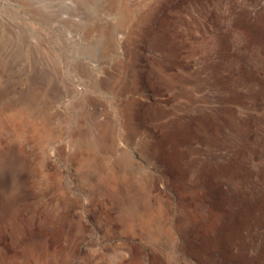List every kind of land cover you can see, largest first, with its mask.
I'll list each match as a JSON object with an SVG mask.
<instances>
[{
	"label": "rangeland",
	"instance_id": "obj_1",
	"mask_svg": "<svg viewBox=\"0 0 264 264\" xmlns=\"http://www.w3.org/2000/svg\"><path fill=\"white\" fill-rule=\"evenodd\" d=\"M125 3L107 57L94 28L119 24L115 0H0V264H264V0ZM123 153L128 194L101 183Z\"/></svg>",
	"mask_w": 264,
	"mask_h": 264
},
{
	"label": "bare ground",
	"instance_id": "obj_2",
	"mask_svg": "<svg viewBox=\"0 0 264 264\" xmlns=\"http://www.w3.org/2000/svg\"><path fill=\"white\" fill-rule=\"evenodd\" d=\"M114 1V0H113ZM126 0H115V2L119 3V11H120V18H119V24L117 26H107V25H102V26H96L94 28V32H96L97 36L100 37V48L104 56H111L114 53H118L121 50V41L119 38V34L122 32V28L131 23L133 21V15L129 8L127 7ZM136 18V17H135ZM122 27V28H121ZM38 92V91H37ZM40 93V92H38ZM33 94V93H32ZM35 94V93H34ZM37 95V94H36ZM40 95V94H39ZM38 96V95H37ZM43 96V95H42ZM34 100V98H33ZM32 101V100H31ZM45 106V105H44ZM41 109V108H40ZM42 111V110H41ZM22 112V111H21ZM44 112V111H43ZM24 117V116H23ZM21 118L20 113H14L10 115V119L12 121H18ZM46 118L47 115H46ZM41 117L42 125L46 126L49 124V121ZM39 120V119H38ZM20 121V120H19ZM22 121V118H21ZM13 123V122H12ZM37 123V122H36ZM39 123V122H38ZM122 125V124H121ZM17 126V125H15ZM106 128V126H105ZM41 130V128H39ZM45 129V128H44ZM43 130V129H42ZM46 131V130H45ZM48 132V131H47ZM100 134V133H99ZM47 135V134H46ZM106 132H102L98 140L95 142H88L86 143V147L89 148L90 152H85L82 153L84 154L82 158V163L85 168L92 169L96 165V154L98 151L102 149L103 143L106 140ZM112 137V136H111ZM97 138V137H96ZM95 140V139H94ZM90 141V140H89ZM113 141V140H112ZM111 141V142H112ZM87 142V141H86ZM107 142V141H106ZM80 144V143H79ZM106 144V143H105ZM108 144V143H107ZM78 146V145H77ZM81 144L79 145V147ZM111 146V145H110ZM78 147V148H79ZM106 147V146H105ZM77 148V147H76ZM81 148V147H80ZM104 148V147H103ZM85 149V148H84ZM126 149V148H125ZM87 150V149H86ZM76 151H78L76 149ZM80 151V149H79ZM105 151V150H104ZM121 152V151H120ZM123 152V151H122ZM80 153V152H79ZM81 153V154H82ZM75 155V153H74ZM77 155V154H76ZM79 155V154H78ZM81 156V155H79ZM77 157V156H76ZM120 157V156H119ZM122 159L120 162H117L114 166H110V169L105 175L103 174L101 183L104 185H110V187H115V188H120L124 192L132 193V188H133V179L128 175L127 173V167L132 164L133 165V159H131L130 155L127 153L122 154ZM80 158V157H79ZM100 158V157H99ZM142 158V157H141ZM103 159V158H102ZM118 160V159H117ZM2 158H0V164H1ZM115 161V160H114ZM137 161V160H135ZM139 162V161H138ZM234 162V161H233ZM99 163V162H98ZM81 165V164H80ZM131 165V166H132ZM141 165V163H140ZM81 168V167H80ZM135 168V167H134ZM138 169V168H136ZM83 170V169H82ZM106 170V169H105ZM130 171V170H129ZM84 174V173H83ZM132 175V174H131ZM147 177V176H146ZM151 177V176H150ZM135 179V178H134ZM152 180V179H151ZM136 181V180H135ZM138 183V182H136ZM142 184V183H141ZM149 185V184H148ZM152 185V184H151ZM135 187V186H134ZM153 187V186H152ZM110 189V188H109ZM112 189V188H111ZM138 189V188H137ZM136 189V190H137ZM153 189V188H152ZM135 190V191H136ZM139 191H137L138 193ZM126 195V194H125ZM127 197V196H126ZM129 199L132 200V207L135 209V212L138 214V220L141 225H143L142 228L144 227H149L153 228L155 226V235L159 239H165V240H174L175 238V230L173 225L168 222L167 220H161L158 214H155L154 211L150 210H144L141 207V198L140 195L138 194H131ZM146 200V199H145ZM146 202V201H144ZM163 202V201H162ZM148 207V206H147ZM151 207V206H150ZM194 208V207H193ZM240 208V207H239ZM185 210V207H184ZM211 211V210H210ZM187 212V211H186ZM189 216L190 223L194 226H204L207 229H213L215 226V219L213 215H199V213H195L194 210L193 212H187ZM165 215V214H164ZM217 216V215H216ZM178 218V217H177ZM20 216L17 215L15 216L13 220V225L16 226L19 222ZM163 219V218H162ZM165 219V218H164ZM188 220V219H187ZM12 223V222H11ZM140 225V226H141ZM176 225V224H175ZM21 227V225H20ZM24 227V226H23ZM11 229V228H10ZM13 229V228H12ZM21 229V228H20ZM206 230V229H205ZM15 231V230H14ZM20 231V230H19ZM186 231V230H185ZM207 231V230H206ZM210 231V230H209ZM16 233V231H15ZM153 233V234H154ZM17 234V233H16ZM19 236V235H18ZM199 236V235H198ZM17 238V237H16ZM19 239V238H18ZM191 244V243H190ZM48 249V248H47ZM49 250V249H48ZM55 253V252H54ZM29 254V253H28ZM2 255V254H1ZM30 258L32 260L33 264H50V258L48 255H44V253L41 252H33L29 254ZM56 256V255H55ZM30 260V261H31ZM15 261V260H14ZM56 263V262H55ZM25 264V263H24ZM54 264V263H53Z\"/></svg>",
	"mask_w": 264,
	"mask_h": 264
}]
</instances>
